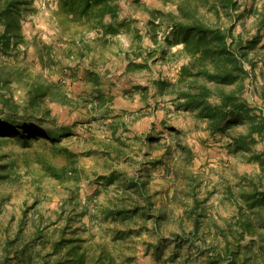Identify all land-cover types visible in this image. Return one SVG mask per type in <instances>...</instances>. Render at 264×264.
I'll list each match as a JSON object with an SVG mask.
<instances>
[{"label": "rangeland", "instance_id": "rangeland-1", "mask_svg": "<svg viewBox=\"0 0 264 264\" xmlns=\"http://www.w3.org/2000/svg\"><path fill=\"white\" fill-rule=\"evenodd\" d=\"M24 1V38L0 50V121L29 122L56 140L0 136V264H243L246 254L264 264V208L252 212L244 196L264 190V134L253 139L243 120L213 131L180 97L190 56L166 42V17L154 38L150 11H177L182 0H118L119 31L106 36L82 26L86 17L77 28L64 23L60 0ZM238 3L231 14L200 11L233 37L260 35L240 57L246 77L225 88L242 85L264 115V0ZM120 32L123 46L132 37L159 45L136 59L147 87L129 90L118 72ZM159 79L171 84L161 90ZM143 111L155 118L129 136ZM54 167L68 175L57 178ZM250 220L260 233L238 240ZM227 248L239 251L235 260Z\"/></svg>", "mask_w": 264, "mask_h": 264}, {"label": "trees", "instance_id": "trees-1", "mask_svg": "<svg viewBox=\"0 0 264 264\" xmlns=\"http://www.w3.org/2000/svg\"><path fill=\"white\" fill-rule=\"evenodd\" d=\"M23 2L25 1L0 0V25L3 23L5 26L3 31L0 29V50L3 52L7 53L24 38L19 16V8ZM60 5L59 18L68 26L80 27L79 22L86 17L82 26L89 24L90 28L101 30L102 36L119 31L116 25L120 7L118 0H60ZM203 5L218 14L223 10L231 14L239 7L238 0H182L177 3V11L151 10L154 15V20L151 21L153 36L156 38L161 19L166 17L174 29L166 38V42L169 46L183 44L181 51L190 56L189 61L181 66L180 80L186 84V88L181 91L180 97L185 98L188 107L197 110L196 116L205 120L213 131L230 128L241 120L247 121L251 127L249 135L256 139L255 132L260 136L264 134V115L257 113L243 97L242 85L231 91H227L225 86L237 83L246 77L247 71L240 57L246 56L249 49L256 46L260 35L243 39V37H233L231 26L226 28L209 25L200 11ZM106 16H110L111 19L106 21ZM157 19L160 21L156 22ZM261 26L264 29V14ZM230 37L232 42H229ZM14 38L17 40L13 42ZM143 64L131 61L128 68H142ZM156 84L164 90V87L171 82L159 79ZM2 135H17L24 140L44 135L53 141L56 140L51 131L38 129L29 122L15 124L8 120L0 121V136ZM259 157L260 155L254 154L251 158L253 160ZM262 163L264 165V160ZM53 170L55 171L53 175L59 179L68 175L66 167H54ZM244 196L252 212L258 213L264 208V190L254 188ZM236 232L238 240L248 234L260 233L251 220L242 223L241 230ZM226 250L227 258L231 257L232 260L237 258L239 252L237 249ZM251 259L246 254L242 263L251 264Z\"/></svg>", "mask_w": 264, "mask_h": 264}, {"label": "crops", "instance_id": "crops-1", "mask_svg": "<svg viewBox=\"0 0 264 264\" xmlns=\"http://www.w3.org/2000/svg\"><path fill=\"white\" fill-rule=\"evenodd\" d=\"M122 33L123 32L118 33L117 35L114 36V38L116 39L117 37L122 36ZM125 34H127V33H125ZM120 40H121V37L119 39L120 47L115 49V52L117 55H119V57H120L119 59H122L121 64L123 65L122 70H119L118 72H120V73L123 72V75L127 76V78H128L127 83L125 84L126 88L131 90V89L136 88L137 86H139L140 89L144 85H146L144 87H147V84L141 83L138 80V78L136 77L138 75V73L141 70L144 71V69H141V68L129 69L127 67V65L131 61H136L137 57H138V59L144 58V60L147 61L148 60V57H147L148 55H146L147 52L148 51L151 52L154 48L155 49L158 48V51H161V50H159V47H158L159 45H157V47H156V45H145V44H143V48H146V49H143L141 45H137V39L135 37H132V39H130V42L126 43L125 46L122 45ZM151 46H154V48H152ZM152 52H155V50ZM134 53H136V54L134 55ZM141 53H142V56H139ZM159 53L157 52V56ZM149 61L151 62V60H149ZM118 72L115 71L114 73L118 74ZM140 85H143V86L141 87ZM150 109H151V107H150ZM130 110L133 111L134 109L131 108ZM147 112L149 113V115H146L145 111L138 114L139 119L137 120V122H133V125L127 124V127L131 130V133H132V135L130 134L129 136H135L139 132L143 131V128L148 126V124L151 121H153V118H155V113H152L153 114V117H152V114L150 113L151 111H147ZM129 114H131V113L129 112ZM131 118H135V115H133ZM131 121H132V119H131Z\"/></svg>", "mask_w": 264, "mask_h": 264}]
</instances>
